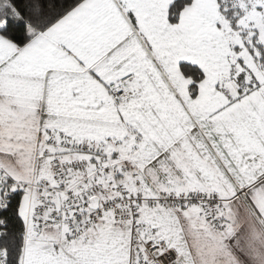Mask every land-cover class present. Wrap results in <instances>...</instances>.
<instances>
[{
	"label": "snow or ice",
	"instance_id": "obj_1",
	"mask_svg": "<svg viewBox=\"0 0 264 264\" xmlns=\"http://www.w3.org/2000/svg\"><path fill=\"white\" fill-rule=\"evenodd\" d=\"M0 264H264V0H0Z\"/></svg>",
	"mask_w": 264,
	"mask_h": 264
}]
</instances>
